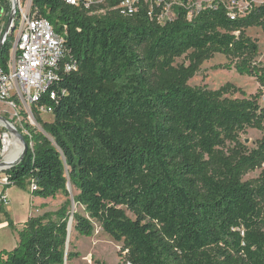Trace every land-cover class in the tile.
I'll return each instance as SVG.
<instances>
[{
	"label": "trees",
	"instance_id": "16d2710c",
	"mask_svg": "<svg viewBox=\"0 0 264 264\" xmlns=\"http://www.w3.org/2000/svg\"><path fill=\"white\" fill-rule=\"evenodd\" d=\"M33 4L63 31L77 69L60 71L41 94L37 103L52 108V121H43L34 106L42 131L23 124L26 153L2 170L0 212L18 241L0 249V264L79 257L66 249L70 215L77 234L91 236L97 222L122 241L119 255L130 264H264V186L241 180L264 160V68L245 33L250 26L264 29V4L250 2L237 16L223 0L199 8L177 0L173 17L162 23L147 16L142 0L130 16L88 15L61 0ZM9 49L6 39L1 68ZM216 53L230 58L226 68L256 79L255 94L232 97L228 86L187 85L196 65ZM183 55L190 64L175 65ZM247 128L263 130L249 153L238 138ZM227 142L234 147L224 150ZM11 185L33 197L66 199L18 229L1 198ZM67 185L77 190L73 201L83 213L70 214Z\"/></svg>",
	"mask_w": 264,
	"mask_h": 264
},
{
	"label": "rangeland",
	"instance_id": "374dc122",
	"mask_svg": "<svg viewBox=\"0 0 264 264\" xmlns=\"http://www.w3.org/2000/svg\"><path fill=\"white\" fill-rule=\"evenodd\" d=\"M151 3L154 0H149ZM170 5L175 4L177 0H164ZM228 8L233 11L232 14L237 16H243L246 8L250 2L254 5L264 4V0H223ZM212 0H193L194 8H199L203 5H209ZM8 9V6H7ZM168 12L165 16L173 17V10ZM6 19L0 20V36L2 28H4ZM245 33L256 42L258 46V54L255 57V61L261 64L264 68V29L259 26H250L245 29ZM230 62V58L224 54L216 53L209 59L201 60L195 67L192 76L186 81L190 87H205L209 90H217L223 86L230 88L229 96L242 97L251 96L255 94L258 88V82L252 76L241 75L235 71L234 68H226L225 65ZM184 64L187 66L190 64V60L185 55L176 58L175 65ZM263 103V100L259 101ZM32 113V112H31ZM0 116L8 119L11 124L21 134H26V130L23 124L27 123L31 129L36 131H42L40 124H38L33 114L30 115L29 109H20L18 115H15V110L8 105L0 102ZM30 116V119L28 118ZM40 118L45 122H51L53 115L49 113H42ZM1 133L7 132L9 137H14L7 129L0 124ZM263 130L256 128H247L245 132L239 134V141L246 146L248 153L253 149H257L258 141L261 139ZM9 147V146H8ZM233 148L234 144L226 143L227 148ZM6 152V151H5ZM5 154V153H4ZM3 154V155H4ZM231 153H228L230 155ZM2 160V158L0 159ZM3 169H0V192L2 191L1 180L5 175L2 173ZM243 182H248L252 186H264V160H260V163L253 168L245 169L241 176ZM70 198L69 212L74 211L83 213V207L77 203H74L73 196L77 194V190L73 189L70 185H67ZM2 200L4 202V211L9 215L11 214L16 222L24 221L30 216L39 215L44 211H55L66 199V196L57 194L54 198H47L44 203L33 201L28 189H23L16 185H11L2 192ZM36 198V197H33ZM40 198V197H37ZM260 212L264 218V196L259 201ZM28 213V214H27ZM72 222V217L69 218ZM4 214L0 212V249H11L14 246H10L13 243H17V235L7 227L5 223ZM93 233L91 236L86 237L77 234L73 229L69 233L67 239V250H74L79 252V257L70 261H65L64 264H94V259H100L105 264H130L126 262L121 255H119L122 241H115L109 235L104 233L97 222H93ZM14 244V245H15Z\"/></svg>",
	"mask_w": 264,
	"mask_h": 264
},
{
	"label": "built area",
	"instance_id": "2783aa9c",
	"mask_svg": "<svg viewBox=\"0 0 264 264\" xmlns=\"http://www.w3.org/2000/svg\"><path fill=\"white\" fill-rule=\"evenodd\" d=\"M61 1L88 15L98 17L112 11L130 16L137 11L140 3V0ZM142 1L148 5L147 16L150 19L154 18L162 23L170 18L165 17L170 10L166 1ZM154 9L157 13H154ZM10 12L13 13L12 31L7 37L10 49L5 68L0 67V102L13 108L15 115H18L20 109H29L31 115L34 106L40 115L52 114L50 106L39 105L37 102L41 94L58 78L60 71L72 72L77 69V64L67 53L63 31L59 33L55 30L53 24L39 13V7L33 4V0H0V20L6 19L7 22ZM50 98L55 99L54 92H50ZM28 118L30 119V116ZM5 135L8 133H0L2 160ZM1 184H7L5 175Z\"/></svg>",
	"mask_w": 264,
	"mask_h": 264
},
{
	"label": "water",
	"instance_id": "95a60500",
	"mask_svg": "<svg viewBox=\"0 0 264 264\" xmlns=\"http://www.w3.org/2000/svg\"><path fill=\"white\" fill-rule=\"evenodd\" d=\"M12 21H13V13L10 12L9 17L7 19V22L3 28L1 36H0V49L3 45V43L5 42V40L7 39V37L10 36V34H11ZM0 121L3 123L2 125L7 129V131H9L22 145L21 153H20L19 157L16 159V161L6 164L4 160H0V169L4 170V169H7V168L11 167L12 165L18 163L22 159L24 154L26 153L28 146H27V143L25 142L24 136L21 134V132H19L11 124V122L8 119L0 116ZM70 223H71V220L69 219L68 227H67V239H68V228H69Z\"/></svg>",
	"mask_w": 264,
	"mask_h": 264
},
{
	"label": "bare ground",
	"instance_id": "6f19581e",
	"mask_svg": "<svg viewBox=\"0 0 264 264\" xmlns=\"http://www.w3.org/2000/svg\"><path fill=\"white\" fill-rule=\"evenodd\" d=\"M0 124H3L0 121ZM9 146V147H8ZM22 150L21 143L15 137H9V135H5L4 138V150H3V160L6 164L16 161L19 157ZM6 151V152H5ZM72 227L71 223L69 224V233H71Z\"/></svg>",
	"mask_w": 264,
	"mask_h": 264
},
{
	"label": "crops",
	"instance_id": "0c3cea01",
	"mask_svg": "<svg viewBox=\"0 0 264 264\" xmlns=\"http://www.w3.org/2000/svg\"><path fill=\"white\" fill-rule=\"evenodd\" d=\"M31 198H32V200H33L34 202H35V201H38L39 203H44L43 201H45V199H43V198H37V197H36V198L31 197ZM27 214H28V213H27ZM9 216H10L11 220L13 221V223L15 224L16 228H18V229L20 228V224H19V223L25 221V220H24V221L16 222V219H15L11 214H10ZM5 223H6V221H5ZM6 225H7V223H6ZM7 227H8V226H7ZM8 228H9V227H8ZM9 229H10V228H9ZM11 231L14 232V235H17L16 232H15L14 230L10 229V232H11ZM17 241H18V238H17L16 242H17ZM14 244H15V243L11 244L10 246H11V247H12V246H15L16 244H15V245H14Z\"/></svg>",
	"mask_w": 264,
	"mask_h": 264
}]
</instances>
